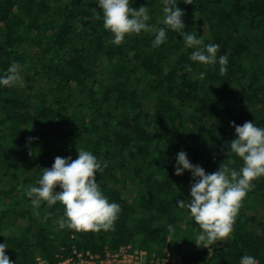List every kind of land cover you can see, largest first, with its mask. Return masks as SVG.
<instances>
[{
	"label": "trees",
	"instance_id": "16d2710c",
	"mask_svg": "<svg viewBox=\"0 0 264 264\" xmlns=\"http://www.w3.org/2000/svg\"><path fill=\"white\" fill-rule=\"evenodd\" d=\"M141 6L150 25L163 26L161 0H130ZM177 7L185 32L218 44L217 58L227 54L224 75L218 63L191 61L194 49L171 30L156 48L152 32L111 43L95 0H0V75L16 62L23 82L0 87V243L12 264H59L74 252L103 256L124 246L157 259L183 252L194 264H239L243 255L264 264V176L252 181L231 234L207 248L176 206L190 200L191 173L173 167L180 151L206 174L243 166L227 145L231 122L264 127V0ZM81 149L107 163L96 180L120 206L113 230L60 229L64 207L34 209L26 195L56 157L75 160Z\"/></svg>",
	"mask_w": 264,
	"mask_h": 264
},
{
	"label": "clouds",
	"instance_id": "9594fccd",
	"mask_svg": "<svg viewBox=\"0 0 264 264\" xmlns=\"http://www.w3.org/2000/svg\"><path fill=\"white\" fill-rule=\"evenodd\" d=\"M95 3L102 10L104 29L113 34L111 43L119 46L126 35L152 32V47L156 48L166 41L167 31L171 30L182 37L186 48L194 49L189 56L191 61L202 65L218 63L220 74L227 72L228 57L224 54L217 58L218 44H205L202 35L198 37L184 31V11L177 7L178 0H161L164 14L161 27L149 24L151 16L147 6L133 9L130 0H95ZM184 4H192V0H184ZM199 75L203 79L205 73ZM13 86H23L21 65L16 62L0 75V87ZM230 126L235 129V138L227 145V150L242 159L243 166L239 170L221 164L217 171L206 174L202 167L188 160L185 151L176 154L173 165L174 175L189 171L194 181L190 186V200H178L176 206L187 209L199 226L195 238L198 246L204 244L208 248L231 234L241 202L254 187L252 181L264 176V127H258L253 121L242 126L231 122ZM106 166V162L102 165L92 152L84 149L78 151L75 160L56 157L51 168L43 169L37 186L31 187L26 195L34 209L44 203L52 207L59 202L64 207V214L57 221L60 229L76 232L113 230L120 206L109 202L96 180V173ZM57 187L59 191H55ZM35 214L39 215L38 212ZM167 230L170 234L175 231L173 225H168ZM8 248L5 242L0 243V264H12L5 254ZM239 264H259V261L254 256L243 255Z\"/></svg>",
	"mask_w": 264,
	"mask_h": 264
},
{
	"label": "built area",
	"instance_id": "2783aa9c",
	"mask_svg": "<svg viewBox=\"0 0 264 264\" xmlns=\"http://www.w3.org/2000/svg\"><path fill=\"white\" fill-rule=\"evenodd\" d=\"M187 249V246H183V250ZM178 254H166L164 258L157 259L155 255H148L144 250L138 248H132V246H124L116 253H106L103 256L87 253L74 252V257H69L62 260L59 264H194L184 261L182 255ZM39 264H45L39 261Z\"/></svg>",
	"mask_w": 264,
	"mask_h": 264
}]
</instances>
